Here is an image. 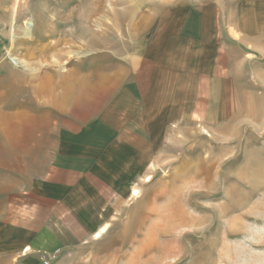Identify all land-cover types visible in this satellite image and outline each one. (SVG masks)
<instances>
[{"label":"rangeland","instance_id":"374dc122","mask_svg":"<svg viewBox=\"0 0 264 264\" xmlns=\"http://www.w3.org/2000/svg\"><path fill=\"white\" fill-rule=\"evenodd\" d=\"M80 1L0 0V175L5 165L12 174L11 186L0 185V264L19 263L23 236L10 223L21 209L8 208L4 199L22 196L32 203L58 138L56 121L63 116L41 95L68 73L83 84L87 78V90L80 92L93 103H82L76 115L90 120L111 88L94 86L96 75L146 53L161 33L167 41L178 36L195 8L211 12L209 31L216 37L222 25L241 31L229 75L234 95L218 99L208 117L173 123L155 144L154 157L125 173L117 186L119 203L103 226L102 264H264V0ZM72 14L66 31L80 40L69 54L58 48L56 60H36L31 44L22 45L19 36L13 42L15 23L31 20L32 40L40 41L50 29L62 31ZM100 16L101 25L81 24L77 32L78 19ZM9 53L37 72L15 67Z\"/></svg>","mask_w":264,"mask_h":264},{"label":"crops","instance_id":"0c3cea01","mask_svg":"<svg viewBox=\"0 0 264 264\" xmlns=\"http://www.w3.org/2000/svg\"><path fill=\"white\" fill-rule=\"evenodd\" d=\"M200 9L187 14V25L178 36L168 35L167 41L160 32L146 53L129 57L113 73L96 75L94 86L103 89L107 83L111 88L90 120L76 115L82 103H93L90 95L80 92H86L87 78L83 84L82 78L68 73L58 78L56 89L52 84L51 92L41 95L63 117L56 121L58 138L32 203L22 196L4 199L8 208L21 209L17 221H10L23 234L18 264H43L57 250L61 255L52 264H102L103 226L108 210L119 203L117 186H122L125 173L154 157L155 144L173 123L189 115L208 117L215 113L218 99L234 95L229 81L235 79L229 75L241 31L222 25L216 37L212 27L209 31L211 12ZM2 172L0 185L11 186V169L5 165Z\"/></svg>","mask_w":264,"mask_h":264},{"label":"bare ground","instance_id":"6f19581e","mask_svg":"<svg viewBox=\"0 0 264 264\" xmlns=\"http://www.w3.org/2000/svg\"><path fill=\"white\" fill-rule=\"evenodd\" d=\"M84 0H81L79 5L83 4ZM80 7V6H79ZM101 10L96 8L93 12L97 15ZM74 14L67 17V19L63 22V30L57 31L50 29L46 32L44 35H40V41H36V37L32 40V34H33V24L31 20H26L25 23H22L21 25L14 24V30H13V42L17 39V37H20V40L23 41L22 45H32V48H30L31 56L34 57L32 59L36 60H48L53 59L55 57L54 51L58 48H61L62 51H65L66 54H69V49L72 47V45L76 44L75 41H78L80 39H77L76 33L71 31H66L69 27L72 26V23L75 21V17L72 19V16ZM103 16H100L99 20H96L95 22L91 18H86L84 20L78 19V24L76 26L77 32L80 28V25L83 24L87 28L92 27V24L101 23L103 22ZM74 20V21H73ZM61 26V25H60ZM59 28V27H58ZM61 29V28H60ZM84 32V29L82 30ZM86 32V31H85ZM83 33V36H86V33ZM17 35V36H16ZM31 42V43H30ZM79 42V41H78ZM84 45V41H80ZM14 45V44H13ZM15 46V45H14ZM86 46V44H85ZM10 61L12 64L20 69H23L31 74H35L37 71L32 69L26 62L12 58V54H8ZM79 56V55H78ZM57 64V62L55 63ZM63 66V65H61ZM60 66V67H61ZM59 67V65H58ZM104 232V231H103Z\"/></svg>","mask_w":264,"mask_h":264},{"label":"built area","instance_id":"2783aa9c","mask_svg":"<svg viewBox=\"0 0 264 264\" xmlns=\"http://www.w3.org/2000/svg\"><path fill=\"white\" fill-rule=\"evenodd\" d=\"M60 254H61L60 250L51 253L50 255L47 256V258L43 260V264H52L53 261L59 258Z\"/></svg>","mask_w":264,"mask_h":264}]
</instances>
